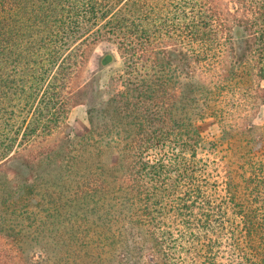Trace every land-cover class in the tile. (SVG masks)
<instances>
[{
  "label": "trees",
  "instance_id": "1",
  "mask_svg": "<svg viewBox=\"0 0 264 264\" xmlns=\"http://www.w3.org/2000/svg\"><path fill=\"white\" fill-rule=\"evenodd\" d=\"M117 58L123 69L102 89L96 75ZM263 81L264 0H0V207L30 198L46 161L71 162L55 135L87 104L83 139L97 136L101 157L86 190L97 195V264H219L227 223L232 257L264 264ZM205 118L244 160L226 165L222 197L198 156ZM2 217L0 264H22L23 232Z\"/></svg>",
  "mask_w": 264,
  "mask_h": 264
},
{
  "label": "rangeland",
  "instance_id": "2",
  "mask_svg": "<svg viewBox=\"0 0 264 264\" xmlns=\"http://www.w3.org/2000/svg\"><path fill=\"white\" fill-rule=\"evenodd\" d=\"M101 48H95V51H100ZM122 69V61L117 58L116 63L98 71L96 81L99 80L101 88L106 89L111 78L120 73ZM88 71L93 73L97 71V68H89ZM262 86L264 87V81ZM88 109L87 104L71 108L67 122L61 128L60 133L55 135V138L59 139V144L61 141L68 143V151L71 153L67 155L66 159H70L71 162L65 164L59 171L57 168L59 165L53 163V160L46 161V164H43L34 175V180H37L38 176L40 178L36 187L32 189L30 198L27 195L28 192L25 195L16 192L14 193L15 197L10 198V195L6 197V199L8 198L6 204L1 202L0 212L2 214L0 215H3L2 219L7 218L10 226L23 232L25 239L22 242V252L24 250L25 258L22 264H52L53 261L47 263L50 260H44L43 256L62 255V251L63 254L76 253L74 258L67 255L64 259L65 264L67 262L69 264H97V195L94 190L93 192L86 190L89 189L87 188L89 181H97V167L101 166V157H97V150H95L97 136L92 140L83 139L90 132ZM254 124L257 126L258 132L264 129V105L261 106ZM197 126L203 138L202 146L204 148L199 151L198 156L207 160L211 166L210 170L215 168L216 174L221 176L218 180L220 184L216 196L222 197L225 185L221 182L225 177L226 165L230 160H236L234 168H237L243 164L244 160L242 158L237 160V156H233L234 152L237 155L238 145L234 147V152L229 150V143H233V138L225 137L223 130L214 118L198 121ZM238 139L240 138L238 137ZM71 140L76 145L69 146ZM211 147L215 148L214 152H210ZM261 149L257 148L253 152L258 155L262 153ZM262 151L264 152V150ZM102 158L108 165L115 164L116 156L113 154L104 155ZM256 158L259 157L256 156ZM213 175L215 178L214 173ZM10 185L13 190L16 188V184L10 183ZM49 208L57 212V214L52 213L54 219L48 216ZM53 220L55 221L53 222ZM58 233L63 237L56 238L55 234ZM221 235L223 246L221 251L217 250L219 264H247L241 257H232L233 250L230 241L233 242V235L229 223ZM237 236V239L241 240L240 234ZM16 250H18L17 246Z\"/></svg>",
  "mask_w": 264,
  "mask_h": 264
}]
</instances>
